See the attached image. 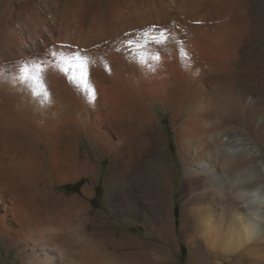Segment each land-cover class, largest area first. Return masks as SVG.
I'll return each mask as SVG.
<instances>
[{"label":"bare ground","instance_id":"6f19581e","mask_svg":"<svg viewBox=\"0 0 264 264\" xmlns=\"http://www.w3.org/2000/svg\"><path fill=\"white\" fill-rule=\"evenodd\" d=\"M52 50L89 58L94 98ZM33 61L50 103L11 83ZM0 72V237L19 264H167L133 222L163 230L176 166L193 257L264 264V0H0ZM102 174L126 229L93 208ZM82 179V196L58 189Z\"/></svg>","mask_w":264,"mask_h":264},{"label":"rangeland","instance_id":"374dc122","mask_svg":"<svg viewBox=\"0 0 264 264\" xmlns=\"http://www.w3.org/2000/svg\"><path fill=\"white\" fill-rule=\"evenodd\" d=\"M155 112L161 121V125L168 132V137L171 140L172 149L174 152L173 156L175 157L176 148L175 144L173 143L174 133L171 132L172 128L169 114H167L162 105L155 106ZM81 138L83 141L85 140V137L83 135L81 136ZM86 147L84 148V150L86 149ZM108 162L109 160H107L104 168L108 165ZM160 168V165L155 166L156 170H159ZM176 169L178 171L177 178L170 177L171 179H165L163 181L165 189L169 192L167 202L174 208L172 216H166L165 218L162 217V220L164 222L163 230L155 225L153 227V225L149 226L144 222L134 221V236L141 242H150L158 245L161 244L162 246H164L162 247V249H155L154 255L159 256V253L165 254L168 260L167 264H226L229 260H231V258L227 253L220 250H213L210 248L208 258L206 260H202L199 257L194 258L191 254L190 243L183 235V231H187L191 228L190 222L186 219V215L183 211V207L186 202V199H184L182 196V187L185 183V176L180 166H176ZM87 181L88 179H82L78 182L71 183L66 186H60L58 187V189L60 191H63L66 195L78 194L82 196V188L86 185ZM170 187H172V189H170ZM107 202V188L105 187L104 174H102L101 180H99L98 186H96L95 189V198L91 201L93 208L96 211H102L106 213L112 222L126 229L129 220L117 218L115 212L112 211ZM184 221L186 222L185 228L183 227ZM83 225V231L88 236H90L91 233H94L97 236L96 239L103 238V235L107 228L106 225L94 224L87 220L84 221ZM163 235H166L169 238V244L163 240ZM10 247L11 248H8V241L2 240L0 237V253L3 256V261L6 264H19L17 257L18 248L13 247V245H11ZM242 262L247 263L248 260L243 259Z\"/></svg>","mask_w":264,"mask_h":264},{"label":"snow or ice","instance_id":"6c2138e0","mask_svg":"<svg viewBox=\"0 0 264 264\" xmlns=\"http://www.w3.org/2000/svg\"><path fill=\"white\" fill-rule=\"evenodd\" d=\"M51 55L56 60L54 67L64 74L77 89L84 90L94 98L95 90L89 79V58L86 55H81L80 52L58 53L55 50L51 51ZM158 58L156 57V59ZM43 64V61H33L25 62L23 66H17L18 71L11 78V83L26 87L30 95L39 97L38 102L50 103V94L46 87L47 71ZM8 80L6 72H0V82Z\"/></svg>","mask_w":264,"mask_h":264}]
</instances>
